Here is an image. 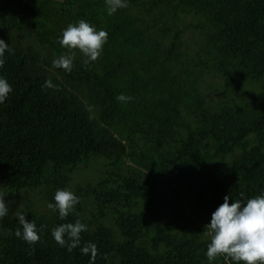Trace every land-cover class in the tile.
I'll list each match as a JSON object with an SVG mask.
<instances>
[{"label":"trees","instance_id":"obj_1","mask_svg":"<svg viewBox=\"0 0 264 264\" xmlns=\"http://www.w3.org/2000/svg\"><path fill=\"white\" fill-rule=\"evenodd\" d=\"M81 19L107 32L100 56L73 50L71 71L52 68ZM0 39L13 208L0 264H208L204 226L223 197L264 192V0H128L112 16L104 0H0ZM57 189L80 198L64 220L47 207ZM21 212L34 244L15 235ZM77 219L87 231L69 252L50 232Z\"/></svg>","mask_w":264,"mask_h":264},{"label":"clouds","instance_id":"obj_2","mask_svg":"<svg viewBox=\"0 0 264 264\" xmlns=\"http://www.w3.org/2000/svg\"><path fill=\"white\" fill-rule=\"evenodd\" d=\"M108 16H112L121 8L128 7V0H104ZM105 30H97L84 19L75 24H69L57 38L61 48H66L67 54H61L51 62L52 68L71 71L75 52L78 50L85 58L84 63L95 61L100 56L103 45L107 42ZM11 52L7 43L0 39V67L5 63V52ZM43 87H53L46 80ZM12 91V86L4 76H0V104L4 103ZM117 100L126 102L131 97L120 94ZM54 203L47 207L56 212L61 220L73 212L80 198L68 189H57L53 195ZM9 212L7 204L0 195V218ZM17 220L21 226L15 235L23 241L34 244L38 241V228L34 221L26 220V213H19ZM87 231V225L79 219L75 223H64L51 229L50 235L61 247L69 252L80 244L81 232ZM204 231L210 237L205 256L208 264H213L218 257L232 264H264V192L252 197L233 199L229 194L223 197L215 211L211 213L210 221L204 226ZM96 245L86 243L80 248L84 255H96Z\"/></svg>","mask_w":264,"mask_h":264},{"label":"rangeland","instance_id":"obj_3","mask_svg":"<svg viewBox=\"0 0 264 264\" xmlns=\"http://www.w3.org/2000/svg\"><path fill=\"white\" fill-rule=\"evenodd\" d=\"M6 204H7V207H8V206H11V205H9L8 202H7ZM8 209L12 211L13 208H9V207H8Z\"/></svg>","mask_w":264,"mask_h":264}]
</instances>
